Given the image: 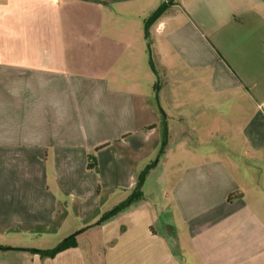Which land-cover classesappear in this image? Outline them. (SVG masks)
<instances>
[{"label": "crops", "instance_id": "crops-1", "mask_svg": "<svg viewBox=\"0 0 264 264\" xmlns=\"http://www.w3.org/2000/svg\"><path fill=\"white\" fill-rule=\"evenodd\" d=\"M147 44L167 73L195 85L168 91L173 109L193 111V99L207 111L201 127L222 135L204 154L183 143L190 164L153 162L159 115L142 89ZM168 118V128L186 121ZM150 166L143 198L100 223ZM63 230L79 233L77 246L54 258L21 241ZM8 239L21 242L0 246V264H264V0H0Z\"/></svg>", "mask_w": 264, "mask_h": 264}, {"label": "rangeland", "instance_id": "rangeland-1", "mask_svg": "<svg viewBox=\"0 0 264 264\" xmlns=\"http://www.w3.org/2000/svg\"><path fill=\"white\" fill-rule=\"evenodd\" d=\"M147 20V19H146ZM153 39V34L150 37H148L149 43H151V40ZM147 51V59L150 61L144 70L143 73V82H142V89L148 100L151 102V105L155 108L157 111L159 118H158V134L157 137H159L160 141V147H159V153L158 155L153 159L154 164H157L158 160H161L160 167H164L167 169L168 165L175 166L176 163L183 164H190L191 160L187 158H183L182 154V147L183 148H189L192 147L193 149H196L197 151L201 152V154H204V152L209 150L211 147L214 146L216 142H220L222 139V135L220 133H217L213 131V129L210 128H203L201 127L200 123L202 122V119L197 117L200 113H203L204 115L207 114V111L203 110L198 103H196L193 99L190 100V104L194 106L193 111H187L186 107H180L177 108L176 111L173 109L174 105L169 103L167 100V93L169 90H181V88H185L188 90L194 89L195 85H192V83H188L185 85L183 79H180L179 76H181L180 71L176 68L174 69V72H166L167 70L165 67L160 63V60L157 58L155 53L152 55V49L147 44L146 46ZM180 74V75H179ZM159 89L161 92L159 93ZM171 110V111H170ZM169 116L168 121L170 125L174 123H178L176 119H179V116L185 115L186 121L183 123H180V127L177 126V128H174L170 126L168 128L167 125V119H165V115ZM185 131L187 134L182 135L181 132ZM193 131L200 132V137L204 141V144H199V142H195L193 140H190L193 135ZM171 132V134H170ZM186 139V140H185ZM185 140V141H184ZM189 143L184 146L183 143ZM169 152L172 153L171 156H169ZM208 155V154H207ZM168 158H170L168 160ZM173 160V161H170ZM105 195L102 196V201L104 202ZM114 201V200H113ZM112 201V202H113ZM104 208V207H103ZM102 208V210H103ZM87 225H89L88 221L85 223H73L70 224V228H84ZM72 232V231H71ZM68 230H63L61 233H52L51 235H47L45 237H33V238H26L24 240V244L27 247H35L39 248L41 250H52L57 245H59L68 235L72 234ZM20 240L11 239V240H0V246H16V244H20L18 242H21ZM80 242L83 240L80 239ZM20 246V245H18ZM7 263L8 261H2Z\"/></svg>", "mask_w": 264, "mask_h": 264}, {"label": "trees", "instance_id": "trees-1", "mask_svg": "<svg viewBox=\"0 0 264 264\" xmlns=\"http://www.w3.org/2000/svg\"><path fill=\"white\" fill-rule=\"evenodd\" d=\"M174 1L175 0H169L170 3H173ZM166 8H167V5L163 4L146 21V24H145L146 34L149 33V28L151 27V25L154 24L156 22V20H158V18H160L162 16V14L166 11ZM88 168L90 170L94 171V172H98L97 162H96L95 158L93 156H91V155L89 157ZM151 168H152V166L146 168L142 172V174L139 176L136 189L133 191L131 196L126 201H124L123 203H121L118 206H116L113 210H111L110 212L106 213L102 217V219L100 220V223L112 218L113 216L118 214L120 211L128 208L132 203H134L136 201H139V200H141L143 198L142 187H143L144 181L146 179V176H147V174H148V172H149V170ZM77 234H79V233H75L72 236L64 239L59 245H57L52 250L29 249V251L32 252V253L40 255V257L42 259L54 258L58 254H60L61 252L65 251V250H67L69 248L77 246V243H76V235ZM1 249L2 250H8L7 248H1Z\"/></svg>", "mask_w": 264, "mask_h": 264}]
</instances>
